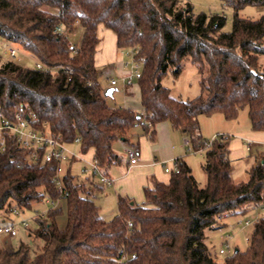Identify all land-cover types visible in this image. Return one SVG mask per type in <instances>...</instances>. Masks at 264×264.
<instances>
[{
	"label": "trees",
	"instance_id": "1",
	"mask_svg": "<svg viewBox=\"0 0 264 264\" xmlns=\"http://www.w3.org/2000/svg\"><path fill=\"white\" fill-rule=\"evenodd\" d=\"M219 1L233 10L229 32L222 31L223 15L194 14L183 0H0V39L19 45L49 71L12 61L0 65L5 118L19 112L28 120L33 114L34 131L65 145L79 139L80 152L92 150L106 177L120 161L114 142L130 144L136 124L140 134L152 138V127L167 122L188 136L193 151L202 152L206 177L200 186L190 167L176 161L179 171L170 173L168 183L152 180L140 204L119 196L117 215L104 220L95 202L94 177L73 176L67 168L62 205L34 216L25 228L39 241L34 256L21 241L0 247V264H216L206 230L264 203V154L255 156L246 181L233 183L229 135L218 134L207 144L200 133V116L220 114L232 121L244 109L250 130L264 131V14L257 19L237 14L246 6L264 7V0ZM99 25L115 35L118 51L135 49V59H144L137 85L150 127L140 113L106 103L99 78L108 66L94 65ZM77 26L82 35L73 44L70 36ZM186 62L199 77L200 93L191 100L172 97L161 83L168 73L176 79ZM3 136L0 225L13 224L18 210L59 197L57 162H43V150L19 146L7 130ZM130 147L138 153L137 143ZM64 213L59 228L57 219ZM234 251L224 264H264V217L254 224L246 249Z\"/></svg>",
	"mask_w": 264,
	"mask_h": 264
},
{
	"label": "rangeland",
	"instance_id": "2",
	"mask_svg": "<svg viewBox=\"0 0 264 264\" xmlns=\"http://www.w3.org/2000/svg\"><path fill=\"white\" fill-rule=\"evenodd\" d=\"M184 4H189L191 6L192 12L194 14L204 13V14H221L225 17V25L222 28V31L229 32L232 26L233 20V10L230 8L222 7L219 0H183ZM240 18H249V19H257L262 14H264V7H251L246 6L237 12ZM74 34L70 36V40L73 44L78 43L81 35L82 30L81 27L77 26ZM1 40V39H0ZM11 44V43H10ZM13 45L16 50L15 58H10L6 54V47L0 45V65L6 61H12L22 67L32 68L36 65L35 58L19 45ZM115 47V44H114ZM102 49V48H101ZM117 50V49H116ZM122 53V54H121ZM116 60L120 61L125 64L124 71L126 72L129 69V66L126 63L129 61L128 56L125 52L118 51L116 53ZM116 81L115 86L110 85L111 80ZM198 74L196 71L195 66L191 63L186 62L183 65V68L179 74V76L174 79L170 73L166 74L162 79V85L170 90V94L172 97L181 100H191L196 98L200 93V87L198 84ZM99 84L103 91L108 88H113L115 91L113 92L111 97H105L106 102L110 106H119L121 107L124 104V88L125 85L121 81V77L113 72L109 73L108 70H105L99 78ZM132 85L137 84V80H133ZM130 86V85H129ZM127 88V87H126ZM200 128L202 132V136L206 140H211L213 137L218 135L217 131L221 130H228L229 134V141L235 138L236 129L241 130L244 128L249 129V123L247 118L246 110L240 111L238 117L234 121H226L220 114L212 115V117L200 116L199 117ZM221 134V133H220ZM232 134V135H231ZM115 149L121 148L123 145L119 142L113 144ZM67 149L75 156V159H78L79 156L82 154L80 152V147L77 142L66 144ZM248 156L244 161H238L233 164V171L231 180L233 183H240L247 180V171L253 165L254 158L257 156V153L260 151L257 150L256 147L252 148L251 151H247ZM264 153V151H262ZM86 157V158H85ZM85 159H90V154L87 152L85 154ZM189 160L193 165V175L196 178L197 182L200 185H204L205 183V174L201 170V164L203 163V154L202 152H195L190 148L188 153ZM86 167V165H82ZM74 173L78 170V174H80V167L77 164H74L72 167ZM113 204V205H112ZM51 207L48 199L43 200L42 202L35 203L29 209L18 210V215H13L11 220L13 221L14 227L16 229L17 235L15 237L9 238L7 236H0V243L6 244L5 246L11 245L15 247L19 244V242L24 241L28 243L31 247V255L34 256V252L36 249V245L39 242L38 240H32L31 238L27 237V231L25 228L21 226V221L26 219H31L35 216V214H45L47 210ZM101 207L102 212L100 215L112 219L115 215H117V209L115 203L111 202L108 198H102L101 200ZM257 212L264 214V211ZM255 211H250L244 215H231L228 218L223 220L225 226L213 230H206V241L207 245L210 247L212 253L214 254V259L216 264H224L225 258L230 255L234 249L239 251H244L247 246V240L251 231L253 230V224L243 227L241 222L244 220L249 219L250 216H253ZM112 215V216H110ZM110 216V217H108ZM228 236V249L229 254H220V249L227 250L225 243L223 242V238ZM6 241V243H5ZM211 244V245H210Z\"/></svg>",
	"mask_w": 264,
	"mask_h": 264
},
{
	"label": "crops",
	"instance_id": "3",
	"mask_svg": "<svg viewBox=\"0 0 264 264\" xmlns=\"http://www.w3.org/2000/svg\"><path fill=\"white\" fill-rule=\"evenodd\" d=\"M75 31L77 30L75 29ZM97 37L99 39V43L96 47L94 65L98 68H104L105 66H108L107 70L109 71V73L115 72L118 77L124 74L125 71L123 67H125V64L123 65L122 62L116 60L117 50L116 46L114 47L116 39L115 35L110 30L104 28L103 25H99L97 28ZM124 93V104H122L121 107L130 108L138 113H141L143 110L140 105V94L138 85L131 84L127 88H124ZM110 107L119 106L113 105ZM152 128L154 130V136L152 138H149V136L147 135L140 134V129L138 127H135L132 133L130 134V144H127L122 140H117L116 142H119L123 146L119 149H115L114 146H112L114 153L119 156L120 161L116 165H113L107 172V176L113 181L110 186L101 184L96 178L92 179L95 187V202L99 207L98 213L102 219L108 220V218L100 215V212H102V198L110 199L111 202L115 203L116 209L117 198L119 196H126L132 198L137 204L142 203L144 200L143 188L150 187L152 180L161 183H168L170 174L164 172L165 165L173 166L174 161L182 160L190 167L191 173L193 175V165L191 164V161L188 157V153L190 151L188 136L185 133L172 129L167 122H159L155 124ZM217 132V134H230L228 130H221ZM200 133L202 136L201 128ZM234 135L235 138L232 141L230 140L228 143V156L229 159L232 161V164L238 161H244L248 156L247 151H251V149L254 147H256L258 151H260L259 153H257V155L264 154L262 153V151H264V131H251L250 127L249 129L247 127L241 130L236 129L235 133H233L232 136ZM136 143L138 144V161L135 165L129 166L126 152L129 148H131V145H134ZM248 144L249 150H247L246 148V145ZM88 152L91 156L90 159L83 160L85 154L87 153L86 152L85 154H81L78 159L74 158L70 162H68L65 165V169L68 168L73 176L88 179L90 177L89 175H82L81 173L78 174L79 170L74 173L72 169L73 165L77 164L79 165L81 170L82 165L87 166V163L92 161L93 151L89 150ZM202 165L203 163L201 164V170L203 172ZM61 202L62 201L60 200L57 206ZM116 211V213H118V209ZM226 218L228 217H225L224 219ZM31 220L32 218L29 219L28 222L30 223ZM57 224L59 228H63L65 224V213L57 219ZM26 235L27 237H29L28 232ZM3 243H0V247L6 245Z\"/></svg>",
	"mask_w": 264,
	"mask_h": 264
},
{
	"label": "built area",
	"instance_id": "4",
	"mask_svg": "<svg viewBox=\"0 0 264 264\" xmlns=\"http://www.w3.org/2000/svg\"><path fill=\"white\" fill-rule=\"evenodd\" d=\"M55 32L61 33V28L56 27ZM0 45L6 47L5 51L6 54L10 58H15L17 50L16 48L11 45L10 43L0 40ZM137 54V50L135 49H130L126 55L128 56L129 61L126 63L127 66H129V69L122 74L121 81L124 83L125 88L131 85L133 80H137L140 77V72H141V66L144 62L143 58H140L138 60L135 59V56ZM36 68L45 72H49L46 67H44L40 63H36ZM111 86L116 85L115 80L110 81ZM140 116L143 119V124L145 126L150 127L151 123L148 119H146V113L142 111L140 113ZM27 119H24L22 114L17 112L15 113L14 117L12 120H9L5 118L0 111V152L4 151V136H3V131L7 130L9 133H11L17 144L21 147L24 148H31L33 151H37L38 149L43 150V157L42 160L43 162H57V176L54 179L56 188L58 190L59 197L56 201H49L50 205L52 208L57 207V204L60 200L65 198L67 196V192L64 191L63 188V182H62V175L64 174L65 171V165L70 162L72 159L75 158V156L70 153V151L67 149L66 145L62 142L59 141L58 137H52L49 134H44V133H39L34 131L29 123V120L34 121L35 117L33 114H28ZM136 127H139V124L135 125ZM219 135H225V134H219ZM213 139V138H212ZM211 139V140H212ZM211 140H209V143H211ZM75 142H79V139H76ZM247 150H249V144L246 145ZM196 152H201V151H196ZM127 157H128V165L133 166L137 163L138 161V156L136 152L132 149L129 148L126 152ZM33 158H36V153H33ZM179 171L177 162H173V166H164V172L166 173H172L175 172L177 173ZM80 173L82 175H89L93 176L94 178L98 179V181L101 184L110 186L113 181L109 178L104 176L98 167L96 166L95 162L92 160L87 163L86 167H83L80 170ZM257 210L264 211V203L259 205L257 208L254 209L255 214L253 216H250L249 219L244 220L241 222L243 227L249 226L251 224L257 223L260 218L264 217V214H261L257 212ZM16 215H18V212H15ZM39 215L38 213L35 214ZM43 215V214H40ZM28 219L22 220L21 221V226L23 228L28 227ZM130 226V223L128 224ZM17 235L16 229L14 227V224H1L0 225V236H7L9 238L15 237ZM228 240L229 237L226 236L223 238V242L225 243V246L227 247V250L220 249V254H229V249H228ZM134 257V256H132Z\"/></svg>",
	"mask_w": 264,
	"mask_h": 264
},
{
	"label": "water",
	"instance_id": "5",
	"mask_svg": "<svg viewBox=\"0 0 264 264\" xmlns=\"http://www.w3.org/2000/svg\"><path fill=\"white\" fill-rule=\"evenodd\" d=\"M113 91H114L113 88H108V89H106V90L104 91V96H105V97H110V96L112 95ZM236 251H237V250L235 249L234 252H236Z\"/></svg>",
	"mask_w": 264,
	"mask_h": 264
}]
</instances>
